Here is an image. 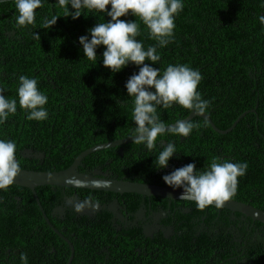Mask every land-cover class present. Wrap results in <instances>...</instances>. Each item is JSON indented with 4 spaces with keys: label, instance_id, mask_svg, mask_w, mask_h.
Instances as JSON below:
<instances>
[{
    "label": "trees",
    "instance_id": "trees-1",
    "mask_svg": "<svg viewBox=\"0 0 264 264\" xmlns=\"http://www.w3.org/2000/svg\"><path fill=\"white\" fill-rule=\"evenodd\" d=\"M55 2L44 0L43 6L36 10L34 24L24 27L16 25L18 13L15 0L0 2V89H4L7 98L18 100L19 76L27 75L36 78L38 88L48 96L45 105L48 119L29 120L18 103L17 112L10 115L4 124H0V139L13 140L17 145L16 158L20 168L45 171L64 169L83 150L96 143L130 136L135 127L131 115L132 101L125 84L131 75L139 71V67L130 63L114 73L103 65L105 46L97 49L96 63L84 57L79 42V37L89 34L91 27L111 18L106 13H86L87 16L72 19L71 16L65 17L63 9ZM51 14L61 17L54 26L44 28V18H51ZM260 15H264L262 0H184V8L175 19L173 37L166 46L157 47L160 60L153 66L161 71L169 64L178 63L200 71L202 80L197 91L203 99L209 101L206 112L211 113L213 122L219 128L229 127L246 111L230 132L219 133L207 120L195 116L190 121L198 127L193 129L188 138L180 139L170 134L158 137L157 147L151 151L141 144L129 142L123 145V155L116 153L115 148L101 149L88 154L79 169L86 171L87 167L110 166L113 177L126 176V179L133 181H145L155 175L152 161L161 147H164L160 141L172 140L182 153L174 154L168 167L162 169V177L188 163H195L198 170H204L214 158L247 165L253 161L257 165L254 176L239 177L237 191L232 198L244 199L242 197L245 196L261 207L264 203V24L259 21ZM121 19L137 21L140 25L137 39L143 42L145 49L158 44L138 18L129 14ZM36 32L40 34L39 39L34 38ZM157 111L160 119L169 125L186 117L192 110L174 104L168 109L158 107ZM16 117L19 118L18 123L15 122ZM25 146L45 152L42 163L40 160L23 157L20 148ZM132 148L140 152L132 155L128 152ZM245 154L248 156L244 157ZM8 188L19 193L26 191V194L23 193L25 203H30L35 214L41 218V225L49 233L48 242L53 240V236L57 237L42 216L30 189L15 184ZM55 188L58 186L36 187L49 218L58 229L65 227L64 233L76 232V239H71L76 250L74 258L85 257V250L88 251L81 243L82 239H97V251H92L87 257L96 256L108 238L106 233L101 234L102 228L91 227L87 220H98L99 217L95 219L84 215L77 220L74 215L69 218L67 215L64 220L54 218L51 210L60 198ZM74 190L76 188H67L68 192ZM77 191L85 197L93 193L92 197L97 201L114 194L112 191L88 188H78ZM105 193L109 195H103ZM132 196V199L141 197L138 193ZM164 198L158 197L161 203ZM8 219L2 220V225L9 224ZM101 220L104 221L103 218ZM186 224L189 235H182L175 249L168 247L160 251V255L166 259H161L159 263L155 257H146L145 264H173L176 260L183 264H197L199 249L206 247L208 251L199 259L208 264L229 256L226 252H216L223 247L222 244L218 245L222 231L213 236L208 233L197 234L198 224L192 221H186ZM3 230L6 227L1 226L0 256L6 257L4 252L7 247L15 249L22 244L9 242L10 236L4 234ZM88 230L92 232L89 234ZM121 247L132 250L136 255L132 244L122 242ZM46 248L48 250L49 244ZM113 249L112 244L108 250ZM150 249L156 253L155 242L151 243ZM64 252L67 254L59 255L61 261L48 254V258L43 257L38 262V259H27V264H66L71 250L62 249L61 253ZM255 255L254 262H261L264 251H257ZM211 258L213 262H208ZM17 262L25 264L21 258ZM122 264H130V261Z\"/></svg>",
    "mask_w": 264,
    "mask_h": 264
},
{
    "label": "clouds",
    "instance_id": "clouds-1",
    "mask_svg": "<svg viewBox=\"0 0 264 264\" xmlns=\"http://www.w3.org/2000/svg\"><path fill=\"white\" fill-rule=\"evenodd\" d=\"M43 3L44 0H15L17 27L33 25L36 10ZM55 3L63 9L65 17L71 16L72 19L87 16L86 13H106L111 18L107 22L97 23L89 29V34L79 37L84 57L97 63V49L105 46L103 65L112 72H119L130 63L139 67V71L131 75L125 84L128 97H131V115L135 122L130 136L133 143L151 151L157 147L158 137L170 134L180 139L188 138L198 127L197 124L180 119L174 125H167L160 119L157 109H168L176 104L203 115L209 101L197 91L202 74L179 63L169 64L163 71L153 66L160 60L157 47L166 46L173 37L175 19L184 8V0H56ZM129 14L143 22L151 38L158 42L157 45L144 48L143 42L137 39L140 35L137 21L121 19ZM60 17L57 14H51V18L45 17L43 27L54 26ZM259 21L264 24V15L259 16ZM33 35L36 39L40 38L38 32ZM17 95L18 100L9 99L4 95V89H0V124L17 112L18 103L29 120L48 119L49 113L45 107L48 96L38 88L36 78L20 75ZM16 150L15 141L0 139V190L12 185L20 171ZM177 152L175 141L169 140L155 156L154 167L157 170L167 168ZM247 168V163L214 158L204 170H198L195 163H188L165 174L162 179L174 189L182 188L180 196L194 200L199 209L213 203L216 207H222L236 194L238 178L246 174ZM21 259L27 264L26 254H22Z\"/></svg>",
    "mask_w": 264,
    "mask_h": 264
},
{
    "label": "flooded vegetation",
    "instance_id": "flooded-vegetation-1",
    "mask_svg": "<svg viewBox=\"0 0 264 264\" xmlns=\"http://www.w3.org/2000/svg\"><path fill=\"white\" fill-rule=\"evenodd\" d=\"M18 121L19 118L16 117L15 122L18 123ZM108 136L109 135H107V137ZM162 140L161 145H167L168 140ZM125 144L126 143H123L111 148H115L116 153L123 155L125 152V147L123 145ZM111 148L105 149L110 150ZM177 151L176 154L178 155L182 153L181 150ZM128 152L133 155L140 151L132 148V150L128 149ZM20 153L23 157L32 160H40V163H42L41 161H43L45 157V152L35 151L28 146L20 148ZM247 156V154L244 155V157ZM154 159L155 157L153 161ZM97 169L105 171L113 177V170L110 169V166L103 167V165H98L89 169L87 167L86 171L91 172ZM256 169L257 165L254 164L253 161H250L245 176H250L252 178ZM153 171L155 175L152 178L140 182L153 185H167L162 181L164 170H157L153 166ZM124 179H126V176ZM67 188L70 187L58 186V188H55L60 198L57 203L55 202L56 204L51 210V214L54 218L64 220L67 218V215L68 218L70 215H74L77 220L82 218L84 215H80L77 212L81 211L84 206L80 205L82 202L76 203V201H92V204H100L102 206L100 210L99 208L95 209V211L97 210L96 213L94 212L91 215H86L95 219L99 217L98 220L87 221L90 226L95 229L98 227L100 229L102 228L101 234L106 233L105 235L108 238L107 243H104L96 256L87 257L92 251H97V239H82L80 240L81 243L84 244V247L88 250H85V257L87 258H74L76 250L71 239H76V237H74L76 232H69V234L64 233L65 227H62L61 230L58 229L50 218V222H48L37 203L42 216L57 235V237H52L53 240L51 242H48L49 233L48 230L44 229L41 225V218H39L38 214H35L36 211L30 206V203H25L26 199H24L23 193L26 194L27 192L22 191L19 193V191L8 188L0 190V227H6L3 233H7L10 236L9 242H18L22 244V246L15 249L7 247L4 252L7 256H0V264H19L17 261L21 258L22 254H26L28 260L38 259L36 262L43 259V257L48 258V254L53 255L54 259L60 260L59 255L67 254V252L62 254V249L71 250L70 254L67 256L66 264L69 260H71L70 264H122L128 261H130V264H145L146 257L150 259L155 257L154 259L160 263L161 259H166L160 255L162 253L160 252L161 250L168 249V247L175 249L181 236L189 235L187 234L189 227L186 221H192L194 224H198L197 234L208 233L213 236L214 233L222 231V236L218 239V245L222 244L223 247H221L220 250H216V252H226L229 256L212 264H234L235 262H237V264H264V258L261 259V262H254L256 258L255 253L261 250L264 251V223L252 218L246 213L234 211L226 207H216L214 205L207 206L205 209H199L194 200L170 198L161 195H144L138 193L141 197L132 199L133 193L137 195V192H114L110 197L97 201L93 199V193L90 197H85L86 195L77 191L78 188L69 192ZM103 195L107 196L109 194L105 193ZM158 197H165V200L161 203ZM242 198L244 199H232L264 209V203L259 207L257 203H253L252 199H248L245 196ZM42 207L44 209L43 205ZM44 211L46 212L45 209ZM8 217L9 219L7 221L9 224L2 225L1 221ZM102 218L104 221L101 220ZM108 223H110V225ZM53 228L58 229L60 234L54 231ZM88 232L90 234L92 230H88ZM1 234L2 231H0V243L2 241ZM122 242L127 245L132 244L137 256L132 250L121 247ZM153 242L156 243L155 254L150 249L151 243ZM48 244L49 248L47 250L46 245ZM112 244L114 249L108 250ZM57 246H60V248L58 249ZM207 251V247L199 249V257L196 261L197 264H208L205 260L199 259L203 258V254ZM71 254L73 255L72 257ZM64 257L65 256H63V258ZM173 261L174 259H172V262ZM208 262H213V258L208 260ZM173 264L183 263H179V261L176 260Z\"/></svg>",
    "mask_w": 264,
    "mask_h": 264
},
{
    "label": "water",
    "instance_id": "water-1",
    "mask_svg": "<svg viewBox=\"0 0 264 264\" xmlns=\"http://www.w3.org/2000/svg\"><path fill=\"white\" fill-rule=\"evenodd\" d=\"M3 1H11V0H0ZM255 111V109H252ZM246 114V111L240 114L232 125L225 129L219 128L212 120L211 113L205 112L203 115H197L193 111H191L186 117L182 118L183 120H191L195 116H201L205 120L209 122V124L213 127V129L219 133H228L230 132L236 124L240 121V119ZM174 123L169 125H174ZM133 141L130 136H126L123 138L115 139L113 141H107L102 143H96L95 145L83 150L79 153L73 162L66 168L61 170H35V169H26L20 168L18 175L15 177L13 184L24 186L31 189L39 207L41 208L44 217L48 222H50L49 217L44 211L40 199L38 197L36 187L41 185H57L64 187H73V188H88L93 190H105L112 191L116 193H127V192H137L144 195H161L170 198H179L186 199L181 197V193L183 189H174L168 185H153L146 182L133 181L124 178L112 177L109 173L105 171H101L99 169L93 170L91 172L81 171L79 169L83 159L90 153L105 149L111 148L113 146L121 145L123 143H128ZM191 200V199H189ZM82 202L80 205L84 207L81 211L77 212L80 215H91L92 213H96L95 209L102 208L100 204H92V201H76ZM212 205L215 206V203ZM222 207H226L232 209L234 211H240L246 213L254 219L260 220L264 223V209L255 207L253 205H249L242 201H237L234 199H229L225 201ZM54 229V228H53ZM57 233L60 234L58 229H54ZM73 255L71 254V257ZM71 260L68 261L67 264H70Z\"/></svg>",
    "mask_w": 264,
    "mask_h": 264
},
{
    "label": "bare ground",
    "instance_id": "bare-ground-1",
    "mask_svg": "<svg viewBox=\"0 0 264 264\" xmlns=\"http://www.w3.org/2000/svg\"><path fill=\"white\" fill-rule=\"evenodd\" d=\"M214 109V108H213ZM95 110V109H94ZM98 110H100V109H98ZM99 114V113H98ZM29 121V120H28ZM77 128V127H76ZM48 129V128H47ZM81 129H82V127H81ZM57 147V146H56ZM88 147V146H87ZM63 149V148H62Z\"/></svg>",
    "mask_w": 264,
    "mask_h": 264
}]
</instances>
